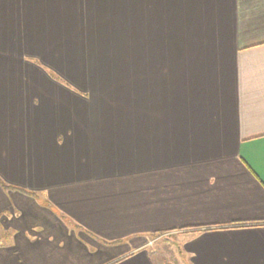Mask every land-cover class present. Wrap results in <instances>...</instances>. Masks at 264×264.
<instances>
[{
  "label": "crops",
  "instance_id": "0c3cea01",
  "mask_svg": "<svg viewBox=\"0 0 264 264\" xmlns=\"http://www.w3.org/2000/svg\"><path fill=\"white\" fill-rule=\"evenodd\" d=\"M154 232L264 264V0H0V264H155Z\"/></svg>",
  "mask_w": 264,
  "mask_h": 264
},
{
  "label": "rangeland",
  "instance_id": "374dc122",
  "mask_svg": "<svg viewBox=\"0 0 264 264\" xmlns=\"http://www.w3.org/2000/svg\"><path fill=\"white\" fill-rule=\"evenodd\" d=\"M164 237V238H163ZM161 236L160 238H152L144 249H147L153 259L162 264H182L177 261V240L180 243L183 238L171 235ZM167 237V238H165ZM178 243V244H179ZM182 254V253H181Z\"/></svg>",
  "mask_w": 264,
  "mask_h": 264
},
{
  "label": "trees",
  "instance_id": "16d2710c",
  "mask_svg": "<svg viewBox=\"0 0 264 264\" xmlns=\"http://www.w3.org/2000/svg\"><path fill=\"white\" fill-rule=\"evenodd\" d=\"M243 223H231L230 224V226H228V227H237V228H241V227H243ZM204 229H209V228H202L201 230H190V231H186V233H200V231L202 232V231H204ZM168 233L169 232H172V230L171 231H167ZM167 232H165V234L167 233ZM163 233L164 232H154L153 234H151V237H153V238H156V237H160V236H162L163 235ZM155 261V260H154ZM155 264H162L161 262H158L157 260L154 262Z\"/></svg>",
  "mask_w": 264,
  "mask_h": 264
}]
</instances>
